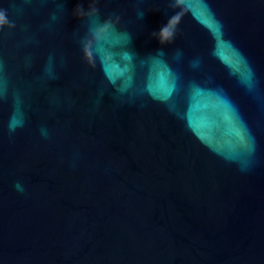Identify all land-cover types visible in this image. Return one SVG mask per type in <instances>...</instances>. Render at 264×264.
Segmentation results:
<instances>
[{"label": "water", "instance_id": "95a60500", "mask_svg": "<svg viewBox=\"0 0 264 264\" xmlns=\"http://www.w3.org/2000/svg\"><path fill=\"white\" fill-rule=\"evenodd\" d=\"M0 264H264V0H0Z\"/></svg>", "mask_w": 264, "mask_h": 264}]
</instances>
